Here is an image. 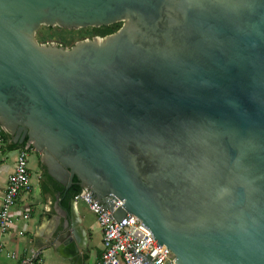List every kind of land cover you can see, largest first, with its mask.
<instances>
[{
    "label": "water",
    "instance_id": "95a60500",
    "mask_svg": "<svg viewBox=\"0 0 264 264\" xmlns=\"http://www.w3.org/2000/svg\"><path fill=\"white\" fill-rule=\"evenodd\" d=\"M0 128L167 264H264V0H0Z\"/></svg>",
    "mask_w": 264,
    "mask_h": 264
},
{
    "label": "crops",
    "instance_id": "0c3cea01",
    "mask_svg": "<svg viewBox=\"0 0 264 264\" xmlns=\"http://www.w3.org/2000/svg\"><path fill=\"white\" fill-rule=\"evenodd\" d=\"M11 144L14 145L10 137L0 149V203L20 149L10 147ZM31 152L35 154L38 172L29 168L31 187L19 194L10 229L0 233V264H19L24 259L34 264H97L102 253V232L95 215L42 170L40 153L30 149L28 158ZM71 210L77 223L75 233L57 242ZM25 214L29 218H24Z\"/></svg>",
    "mask_w": 264,
    "mask_h": 264
},
{
    "label": "built area",
    "instance_id": "2783aa9c",
    "mask_svg": "<svg viewBox=\"0 0 264 264\" xmlns=\"http://www.w3.org/2000/svg\"><path fill=\"white\" fill-rule=\"evenodd\" d=\"M4 139L0 132V149ZM28 148L23 147L18 150L16 164L13 172L8 178L5 192L1 197L0 203V233H6L13 224L12 209L16 203L19 194L22 191L29 190L31 187V176L28 167ZM82 191L74 196V201L84 203L88 209L95 215L96 221L102 232V253L97 264H141L139 258L133 260V255L127 250L131 245L137 246L135 253H141L147 256L152 249L156 252L150 260L152 264H167L174 261V255L165 247L161 250L158 244L150 239L148 234L139 229L142 223L136 216L127 214L121 220H115L113 212L119 209L117 207L110 214V219L104 213L99 211L97 202L90 201L92 195L81 197ZM24 218H29L28 214ZM115 223V224H114ZM0 244V254L2 252ZM13 258V255H9ZM19 264H34L26 259L21 260Z\"/></svg>",
    "mask_w": 264,
    "mask_h": 264
},
{
    "label": "rangeland",
    "instance_id": "374dc122",
    "mask_svg": "<svg viewBox=\"0 0 264 264\" xmlns=\"http://www.w3.org/2000/svg\"><path fill=\"white\" fill-rule=\"evenodd\" d=\"M93 37H99L96 35L93 28L66 30L58 27H40L36 33V40L40 44L56 43L65 48H70L78 41L91 39ZM28 167L33 173L38 172L35 154L32 152L28 158Z\"/></svg>",
    "mask_w": 264,
    "mask_h": 264
},
{
    "label": "trees",
    "instance_id": "16d2710c",
    "mask_svg": "<svg viewBox=\"0 0 264 264\" xmlns=\"http://www.w3.org/2000/svg\"><path fill=\"white\" fill-rule=\"evenodd\" d=\"M121 27V23L113 24L107 27H99V28H93L95 31L96 35L99 37H105L107 35L113 34L116 32L119 28ZM0 132L2 133V137L5 140H9L10 137L6 133H4L1 128ZM12 148H23L25 147V143L22 146H17V145H9ZM27 151H30V148L27 149ZM74 184L71 186V188L68 190L67 195H71V197H74L75 195L79 194L81 192V188L77 185L76 179L73 180Z\"/></svg>",
    "mask_w": 264,
    "mask_h": 264
},
{
    "label": "flooded vegetation",
    "instance_id": "af4514ba",
    "mask_svg": "<svg viewBox=\"0 0 264 264\" xmlns=\"http://www.w3.org/2000/svg\"><path fill=\"white\" fill-rule=\"evenodd\" d=\"M60 46V45H59Z\"/></svg>",
    "mask_w": 264,
    "mask_h": 264
}]
</instances>
